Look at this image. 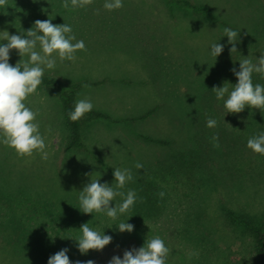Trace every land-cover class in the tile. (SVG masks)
Here are the masks:
<instances>
[{
    "label": "rangeland",
    "instance_id": "374dc122",
    "mask_svg": "<svg viewBox=\"0 0 264 264\" xmlns=\"http://www.w3.org/2000/svg\"><path fill=\"white\" fill-rule=\"evenodd\" d=\"M185 1L206 7L216 19L196 15L176 0H123V7L113 11L103 8L105 0L71 10L61 6L62 0H8L0 8V36L2 31L21 34L36 20L50 18L53 24L70 25L76 39L84 41L86 51H77L74 62L57 56L55 69L44 72L90 81L76 99L88 97L94 109L117 119L155 108L141 120L86 126L84 140L94 160L64 149L67 130L53 97L37 90L27 98L26 105L39 113L49 156L21 157L0 144V219L2 214L8 218L0 227L9 233L17 225L32 230L40 246L34 261L31 252L18 258L16 244L3 240L0 264H47L63 248L69 249L72 264L90 259L108 264L114 255L123 258L125 250L155 236L170 249L166 264L253 263L250 232L232 223L223 208L264 218V155L247 147L249 138L264 132V110L227 113L212 88L238 82L231 69L239 71L242 56L255 62L264 54V0ZM226 27L239 33L237 52H230ZM214 42L224 45L216 58L210 54ZM10 54L21 59L14 49ZM252 79L264 85L260 74ZM209 117L216 127H207ZM216 134L219 148L211 142ZM137 162L142 169L134 167ZM116 167L131 169L134 179L122 191L135 190L139 205L115 221L75 210L79 191L91 179L111 185ZM120 202L116 197L110 206ZM121 221L134 230L121 233ZM84 223L110 230L111 243L81 254L74 238Z\"/></svg>",
    "mask_w": 264,
    "mask_h": 264
},
{
    "label": "clouds",
    "instance_id": "9594fccd",
    "mask_svg": "<svg viewBox=\"0 0 264 264\" xmlns=\"http://www.w3.org/2000/svg\"><path fill=\"white\" fill-rule=\"evenodd\" d=\"M92 2L93 0H62L61 6L71 10L77 7L84 8ZM7 4L8 0H0V8L6 7ZM122 7L123 0H105L103 4V8L108 11ZM2 32L0 40L6 43L0 42V144L13 149L21 157L32 156L34 152H38L43 159H48L49 153L45 150L46 138L40 133V125L36 120L39 113L28 107L25 101L37 92L42 84L45 69H55L57 56L61 62L65 60L74 62L77 59V51H86V45L83 40L76 39L70 25L53 24L50 18L36 20L32 28L18 35ZM224 36L232 45L230 52H237L238 31L226 27ZM210 47V54L215 58L224 50V45L218 42L212 43ZM13 49L21 57L15 66L9 63L10 52ZM24 57L27 59H23ZM231 71L237 78L236 84L225 82L222 87L212 88L217 100H224L227 113L238 114L246 107L264 110V85L254 83L252 79L253 73L260 74L264 78V54L256 58L255 62L248 56H242L239 60V71L235 67ZM83 87L88 85L85 84ZM226 94L227 99H224ZM93 107L90 98L77 99L74 109L68 113L69 119L76 122ZM206 124L207 127L214 128L217 126V121L209 117ZM211 142L213 147H220L218 134L211 137ZM247 147L254 153L264 155V132L249 138ZM134 167L142 169L143 164L137 162ZM113 176L114 183L111 185L107 182L100 183L99 179H91L90 183L79 191V209L82 213H103L115 221L119 215L131 211L138 199L137 193L133 189L122 191L134 179L131 169L116 167ZM158 195L163 199L165 193L161 191ZM116 197H120L121 202L115 204V207L110 206ZM127 221L118 224L117 228L121 233L125 231L131 233L134 230V225ZM79 231L81 234L74 240L81 254H86L89 250L101 251L112 241V236L90 227L89 223L82 224ZM68 251V248L59 250L49 257L47 264H72L67 255ZM169 252L170 249L165 245L164 240L155 236L146 239L140 248L125 250L123 258L114 255L108 264H166ZM75 264H95V261L78 260Z\"/></svg>",
    "mask_w": 264,
    "mask_h": 264
},
{
    "label": "trees",
    "instance_id": "16d2710c",
    "mask_svg": "<svg viewBox=\"0 0 264 264\" xmlns=\"http://www.w3.org/2000/svg\"><path fill=\"white\" fill-rule=\"evenodd\" d=\"M172 1V0H171ZM178 2H181V4L185 8H191L193 10L194 14H200L201 17H204L208 20H215V16L206 8L203 6H195L194 4H190L189 2L185 0H176ZM18 61L15 60V58L10 54V60L9 63L15 66V64ZM88 80H73V81H67L57 75L54 74H45L43 76L42 84L38 87L37 90H39L42 93H46L54 98L55 102L58 105L60 115L62 117V121L64 123V126L67 130V137H66V143H65V150L73 151L74 153H79L83 157H87L89 159H96L95 154L90 150V148L87 146L83 130L86 126L92 124V123H98L102 122L105 124H118L121 122L127 123L129 121H136L146 118L150 113L153 112L155 109L154 107L152 109H148L146 112L130 118H113L108 113L99 110V109H92L89 113L85 114L83 118L80 120L73 122L69 119L68 113L74 109L76 96L80 88L85 85V83H89ZM96 83V82H95ZM141 138H145L147 140H151L148 136L139 135ZM135 206L139 205V202L136 201L134 204ZM223 206V205H222ZM76 207L75 210H80ZM223 211L227 218L234 224L239 225L243 229L250 232L252 236V251H253V263L252 264H264V218L260 220H255L247 216H241L234 212L231 209L223 208ZM5 214H2V218L0 219V225H3L5 222H8V218L4 219L6 217H3ZM18 224V223H17ZM104 230V234L108 235L110 230H107V228L102 229ZM102 232V231H101ZM40 236L34 235L32 230H28L27 232L22 230L19 225L13 227L9 232L5 231L4 227H0V242L3 240H7L13 244H16L13 247V252L18 255L31 252L33 254L34 258L33 260H36L35 257V251L37 250L38 246H40L39 239ZM132 237H130L131 239ZM19 240H24L26 242V245L18 244ZM116 246V245H115ZM17 257V256H15ZM19 258V255H18Z\"/></svg>",
    "mask_w": 264,
    "mask_h": 264
},
{
    "label": "crops",
    "instance_id": "0c3cea01",
    "mask_svg": "<svg viewBox=\"0 0 264 264\" xmlns=\"http://www.w3.org/2000/svg\"><path fill=\"white\" fill-rule=\"evenodd\" d=\"M100 110V109H99ZM144 113V112H143Z\"/></svg>",
    "mask_w": 264,
    "mask_h": 264
}]
</instances>
